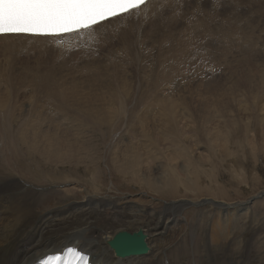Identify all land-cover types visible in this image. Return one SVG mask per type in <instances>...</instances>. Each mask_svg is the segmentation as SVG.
I'll use <instances>...</instances> for the list:
<instances>
[{
  "label": "rangeland",
  "instance_id": "374dc122",
  "mask_svg": "<svg viewBox=\"0 0 264 264\" xmlns=\"http://www.w3.org/2000/svg\"><path fill=\"white\" fill-rule=\"evenodd\" d=\"M258 1L259 6L250 11L236 12L230 7L209 8L210 11L203 9L207 11V19L214 16L219 21V25L218 22L210 23V29H216L211 30L212 37L215 35L214 42L218 41L216 44L219 47L228 48L226 55L217 52L219 58H223L221 62L225 63L224 71L219 75L212 71L211 67L219 66L212 44L205 49L211 57V64L205 63V57L202 56V60L197 54L198 46L205 47V37L199 32L191 39L193 48L197 49L195 55L187 54L181 58L180 55L184 53H180L172 64L173 73L162 64L161 70L166 80L162 85L154 84L157 89L152 86V95L147 86L152 67L150 62L147 63L152 57L148 46L142 48L144 61L140 62L145 73L136 75L129 73L127 65L118 64L117 68L111 70L109 60L100 54L110 70L102 72L106 78L103 82H99L92 72L79 74L78 67L66 77V83L38 92L34 91L33 86L30 88L28 81H24L27 86L11 89L10 82H13L10 81V74L7 72V77V73L2 75L4 71H1L0 91L3 92L0 94V123L9 125L4 126L6 136L3 138L5 144L1 143L3 149L0 147V172L6 170L15 182L5 186L0 184V187L10 190L16 184L20 189L22 186L33 191L40 189L41 195L46 189L50 190L47 195L40 197L37 207L33 204L35 207L28 217L25 233L30 227H36V222L41 218L53 219L56 215V220H61L62 217L70 216L74 208L86 204L90 208L96 206L103 210L102 214L106 218L110 217V208H114L123 221L135 228L146 222L151 223L155 217H162L172 210L171 218H162L165 234L148 264H223L225 260L238 264H264V0ZM205 2L208 4L209 0ZM164 12L165 15H160L158 19L160 28L150 33L151 37L166 35L161 28L177 30L173 11L168 9ZM181 16L185 17V23L200 20L198 14L195 18L189 11L188 15ZM173 20L175 25H171ZM237 27L242 28L243 38L250 37L241 45L237 42L240 35L229 39ZM144 29L152 31L151 25ZM161 38L162 41L164 38ZM249 43V54L254 50L256 53L248 57L247 50L242 51L240 48ZM193 48H189L188 52ZM71 65L74 64L66 66ZM51 72L57 73L54 70ZM137 86L142 91L137 90ZM172 98L176 107L174 120L167 123L160 116L162 120L159 121V100ZM121 99H125L126 104L130 103L126 108L128 116L119 112L118 103ZM145 102L143 107H137ZM8 104L10 107L5 110ZM9 108L13 109H10L12 113ZM44 115L51 116L46 120ZM27 116L31 120H27ZM7 117L8 121H5ZM28 121H31L30 125ZM158 122H162V127ZM50 128L54 129L52 134ZM50 135L54 138L64 137L66 141L65 149L60 143L50 147L52 151H62L65 155L70 148L67 156L59 157L60 163L57 165L44 162L36 153H39V148L43 149L42 144ZM27 137H32L37 143L36 152L29 148ZM112 138L114 142H111ZM17 166L22 167L21 171ZM21 176L24 177L21 179ZM237 209L242 210L238 211L241 213L236 212ZM103 220L102 216L98 226ZM29 233L34 238L39 234L37 230ZM215 237L219 242L213 246ZM153 243L155 241L150 243L151 247H155L156 243ZM166 251L181 256L182 261L170 258Z\"/></svg>",
  "mask_w": 264,
  "mask_h": 264
},
{
  "label": "bare ground",
  "instance_id": "6f19581e",
  "mask_svg": "<svg viewBox=\"0 0 264 264\" xmlns=\"http://www.w3.org/2000/svg\"><path fill=\"white\" fill-rule=\"evenodd\" d=\"M257 2H259V1L258 0H248V1H240V0H211L210 1L209 0V3L206 4L205 0H160V2L155 4V0H153L148 4V8L142 12V14L140 15L139 18L135 19L132 16L128 20L123 21L122 23L118 22L108 29L95 31V36L93 37L94 41H92V39H90V38L86 39L83 37H78V38H73V39H64V40L62 39V40H59L61 42L56 43V42H48L47 39L32 38L30 36H23V37L3 36V37H0V68H1L0 74H1V71H4L2 73V75H5L7 72L10 74L9 78H11V80L10 79L9 80L13 82V83L10 82L11 89L12 88L20 89L24 86H27L26 85L27 83L24 81H28V83L30 82V88L33 86L32 88H34V91H38V92L45 90V89H48L50 87H56L59 84L66 83V81H67L66 77L68 75H70L71 72L74 69H77L78 67H80L79 74H80V72H81V74H82V72H84L86 74L92 72L93 74H95L98 77L99 82H103L106 79L103 77L102 72L110 71L108 69V66L111 67V70H113V68H117L118 64L127 65L129 73L132 72L134 75H136L139 73H145V69L143 68V66L140 65V62L143 60V53L142 52L144 50H142V48L146 47V42H147L150 49L152 51L156 52L154 55L152 54V57L147 61V63L150 62L152 64L151 72L149 74L151 78L149 81H147V86L149 85V87H150V88L148 87V89L151 90L150 95H152V91H154L152 86H155V88L157 89L158 87H156V85H154V84H157V86H158V84L162 85L163 81L166 80L165 73L161 70L163 67L162 64L164 65L165 69L169 70L170 73H173L172 64L174 63L175 60H177V56H179L180 53H184V54L180 55L181 58L186 56L187 54L195 55V53H196L195 50H197V49L193 48V43H191L190 41L193 38V36L195 34L197 35V33H199V32L205 37V41H204L205 47H203L202 45L198 46L199 48L197 50V54L200 56L201 59H202V56L205 57V63H208L210 61L211 57L209 55H207V53L205 51V49L208 46H210L212 42H214L213 37L215 35L212 37V34H211L212 29H210V23L212 24V23L218 22L217 25H219V21H217L214 18V16H213V18L207 19L206 15H205L207 11L203 10V9L208 10L209 8L207 6H209L211 4V6L213 7L212 8L213 10L217 9V8L226 9V8L230 7L236 12L250 11L253 8H257L259 6V4ZM188 6H198L199 8H201L200 9L201 12L199 15L200 20H198V22H196V21L193 22L191 20V22L189 24L186 23V25L184 27L180 26V30L177 33H174L176 31L174 29H171L170 27H168L167 29L161 28V30L163 32H166V35L156 34L149 40H145V39L142 40V33L143 32L141 29H138V26L146 25L147 23L151 22L152 25L154 26L153 30L156 32L158 30V26L155 25L154 20L158 19V17L161 15V13H162V12H160L161 9H163V11H164L167 7L172 8V10L174 11V15H177V14L178 15H188V11H189L191 14H193L195 16L199 12L198 7H194V9L191 10V9H189ZM209 11H208V13H209ZM211 13H212V11H211ZM164 15H165V13H163V16ZM191 17H193V16H191ZM196 17L197 16H195V18ZM183 18H185V17H183ZM235 20H237V19H235ZM240 24H241V22H240ZM171 25H175V24L171 23ZM232 26H233V24H232ZM215 30H212V31H215ZM241 30H242V28L239 29V27H237V29L235 28V32H233L231 30L233 32V34H232V36L229 37V39H235L237 36L240 35V37L237 39V42H239L240 45L242 42H247L248 40H250V37H248V36L244 37V38L242 37ZM243 30H245V28ZM251 32H252V29H251ZM214 34H216V33H214ZM218 34H216V35H218ZM222 34H224V33H222ZM160 37H162L164 39L161 41ZM186 37H190V38L188 40H186ZM172 39L174 41H172ZM221 42L222 41H219V43H221ZM215 43H218V41ZM249 46H250V43L246 44L245 46H242L240 48L242 51L247 50L246 52L248 53V57L250 55H255V53H256V50H254L253 52H251L249 54L248 51H250V49H251ZM189 48H193V49L188 52ZM220 48H221L220 49L221 51L217 50V52L221 53V55H226L228 52V48L225 46H222ZM106 52L108 54H106ZM103 53H105V54H103ZM146 53H147V51H146ZM100 54H102L104 56L103 57L104 59L109 60V64H111V66L109 64H108V66H106L107 63H103L105 60H102L100 58V56H101ZM216 59H218V57ZM209 63L211 64L212 62H209ZM68 64H74V65L66 66ZM5 69H8V70L6 71ZM122 69H125V68H122ZM50 70H54L57 72V73H55L56 74L55 77L53 76L55 74H53L52 72L51 73L53 75L51 76ZM61 70L66 71V72H63ZM8 73H7V77H8ZM82 75H85V74H82ZM248 76H250V74ZM3 77H2V79H4ZM7 77L5 76V79ZM214 78H216V77H214ZM182 79H185V78H182ZM9 80H7V81L9 82ZM242 84H244V83H242ZM28 86H29V84H28ZM135 88L139 91H142V88L139 86H137ZM126 91H128V89ZM247 91H249V90H247ZM0 92H1L0 94H2L3 91H0ZM11 93H12V91H11ZM253 94H254V92H253ZM3 95H4V93H3ZM1 97H3V96L1 95ZM9 97H10V94H9ZM9 97H7V99ZM11 99H13V98H11ZM91 100H93V99H91ZM159 101H160L159 105L161 106V109L159 110V112H157L158 113L157 116H159V118H160V116L161 117L163 116V119H166L168 121L167 123H170L171 121L174 120V115L176 113V107L174 105V99L172 98V99H167V100H163V101L159 100ZM252 102H254V101H252ZM9 103H10V101H9ZM146 103L147 102L140 104V105H137V107L138 108H140V106L143 107L144 105H146ZM12 104H13V102H12ZM118 104L120 105V107H119L120 108V110H119L120 114H124V115L128 116L129 112L126 108L128 105H130V103L126 104V100L121 99V101ZM9 105L10 104L7 105V108L5 110H8ZM0 107H1V105H0ZM29 107H30V105H29ZM64 107H66V106L64 105ZM31 108L33 109L32 106H31ZM61 108L62 107H60V109ZM10 109H12V108H9V111H10ZM57 109H59V107ZM66 109H68V108L66 107ZM253 109H255V108L253 107ZM63 110H65V109H63ZM135 110H136V108H135ZM33 111L34 110H32L30 112V114H32ZM136 112H137V110H136ZM136 112H134V113H136ZM27 113H26V115H27ZM142 113H144V112H142ZM0 114H1V112H0ZM30 114H29V116H30ZM4 115L7 116L6 113H4ZM51 115H49V117ZM44 116L46 117V115H44ZM157 116H155V117H157ZM10 117H11V115H10ZM31 117H32V115H31ZM49 117H46V120H48ZM155 117H154V119H155ZM8 118L9 117H7V120H5V121H8ZM65 118H66V116H65ZM144 118H145V116H144ZM29 119L30 118L28 117L27 120H29ZM37 119H39V118H37ZM56 119H55V122H56ZM43 120H44V122L46 121L45 119H43ZM156 120H158V118ZM161 120L162 119L160 118L159 121H161ZM166 120H165V122H166ZM5 121L3 120V122H5ZM59 121H60V119H59ZM30 122H29V124L28 123L27 124L30 125ZM50 122L51 121H49L48 123L54 124V120L52 121V123H50ZM25 123H26V119H25ZM35 123H36V120H35ZM37 123H39V122H37ZM160 123H162V122H160ZM165 124H163V125L165 126ZM40 125H41V123H40ZM171 125H173V124L171 123ZM4 126H6V124L0 123V139H1L0 147L3 145V143L5 144V142H3V140H4L3 138L6 136L4 134ZM10 126H11V124H10ZM34 126L32 128H34ZM6 127H5V129H7ZM36 127H35V129L38 130ZM40 127H38V128H40ZM156 127L158 128L157 124H156ZM160 127H162L161 124H160ZM47 128L48 127H46L45 129H47ZM50 129L52 130V128H50ZM1 130L3 131V133H1ZM23 131H25V130H23ZM53 131H54V129L51 131V134ZM16 132L19 133V131H16ZM10 133L12 134L11 131H10ZM28 133L29 132H27V135H28ZM41 134H40V136H41ZM42 135H44V132ZM60 135H62V134H60ZM14 137H13V139H14ZM36 137L38 138L39 135ZM49 137L50 138L49 139L47 138L45 143L41 140L44 143V144H42V142H41L42 146L44 145V147H43V149L39 148V150H38L39 153L36 152L37 143L35 141H33L32 137L31 138L27 137L28 140L27 139L26 140L28 141L27 143H29V148L31 149V151L36 152L39 155V157L41 158V160H43L44 162L50 163L51 165L52 164L57 165L60 163L59 157L60 156H63V157L67 156L68 153L70 152V150H69L70 148L67 149V153L65 155H63L62 151H59V150H58L59 152H56L54 150L52 151L50 149V147H52V148L56 147L57 146L56 144H60V143L62 144L63 149H65V142L66 141L64 142V137L61 138L60 136H58L60 138H57V137L54 138L51 135ZM10 138H11V136H10ZM39 139H41V138L39 137ZM6 140H7V138H6ZM17 140H16V142H17ZM9 141H10V144H12V138ZM111 142H114L113 138L111 139ZM1 143H2V145H1ZM22 143H23V141H22ZM24 146H25V144H24ZM39 146H41V145H39ZM113 146H114V143H113ZM3 147L4 146H2V149H3ZM10 149H8V150H10ZM25 149H26V146H25ZM140 149H142V148H140ZM6 150L7 149H5V151ZM117 153H119V152H117ZM141 153H142V151H141ZM125 158H127V157H125ZM144 158H146V157H144ZM63 161H61V162L64 163ZM1 162H3V160ZM23 162H24V160H23ZM29 163H30V161H29ZM3 164H4V162H3ZM17 167L19 170H20V168H22V167L19 168V166H17ZM187 170H188V168H187ZM13 172H14V170H13ZM19 173H22V172H19ZM24 173L25 172H23V174ZM25 174L27 175V173H25ZM9 175H10V173H9ZM23 177L21 176V179ZM27 178H29V176ZM32 178H34V177H32ZM170 181H171V179H170ZM14 182H15L14 177H12V176L9 177L6 170L3 169L2 172H0V184L1 185L5 186L9 183H14ZM191 185H193V184H191ZM18 186H20V185H18ZM38 188H40V187H38ZM7 189L5 187L4 188L0 187V264H36V262L40 258H42L46 255H49V254L60 253L64 248L71 247V246L79 249V251L86 253L90 257V263L91 264H148V262H150V259L153 257V253H154L155 249H158V247H157L158 243H160L162 236L165 234L164 230H166V227L164 228L165 225L162 221V218H164V216H168L171 218V216H172V213H171L172 210H170L169 212L167 211L168 213L163 215L162 217H160V216L157 218L155 217L154 218L155 220L153 219V222H151L152 224L150 222H146L145 224L135 228L134 226L127 224V222L123 221L119 217L120 215L117 213V211L114 210V208H110V211L108 212V215L110 217L106 218L102 214L103 210L101 211L96 206L90 208V207H88V204H86V205L81 206L79 208H74L73 210H71V213L68 210L71 215L67 216V217H62L63 219H61V220L60 219L56 220V215L54 216L53 219L41 218L40 220H38V222H36V225H37L36 227H30L28 229V231L25 233V230L28 228L27 224H29L28 223V217H30V214L33 211V208L35 206L36 207L38 206L37 203H39L40 197L47 195L50 192V190L46 189V191L43 192V194L41 195L40 191H39L40 189L37 191L36 190L33 191L29 188L25 189V187L23 188V186L20 189V187L19 188L16 187V184H15L14 188H12L10 190H7ZM27 190H29V191H27ZM177 190H178V188H177ZM33 204H35V206ZM174 206H175V204H174ZM179 210H180V208H179ZM238 211H242V210L237 209L236 212H238ZM238 213H241V212H238ZM102 216L104 217V220L102 221V224L101 225L99 224V226H98V223L101 222V220H102ZM53 220H55L56 222H52ZM217 226H219V225H217ZM25 227H27V228L25 229ZM223 227H224V225H223ZM223 229L221 231H223ZM33 230H37L39 233L37 235V237H35V238L31 235V233H29L30 231H33ZM214 231H216V230H214ZM225 234L226 233H224L223 235L225 236ZM169 235H171V234H169ZM132 236L134 238H136L137 240H139L142 236L145 237L144 244H146L147 253L145 255H142V256H133V257H121V256L117 255V253H116V251L112 245L113 240H115L117 237H122V239L124 241H127L128 238H130ZM213 239H214V245L213 246H215V244H217L219 242V239L216 237ZM153 241H155V243H156L155 247L154 246L151 247V245H150V243ZM202 242H204V241H202ZM155 243H153V245ZM208 243H210V242H208ZM111 246H112V248H111ZM230 248H232V247H230ZM243 248H245V247H243ZM92 251L94 252L95 256H94ZM172 251H173V249H172ZM225 251H227V250H225ZM211 252H213V251H211ZM165 253L168 256H170V258H172V259H176L179 261H182V259H183L179 255L171 254L169 251H166ZM198 254L200 255V253H198ZM226 254H229V253L227 252ZM260 255H263V254H260ZM260 255H258V256L260 257ZM231 256H233V255H231ZM240 257H242V256L240 255ZM232 259L238 260V258H236V257H232ZM262 259H263V257H262ZM201 262H202V260H201ZM209 264H210V262H209ZM223 264H238V262L230 263L227 260H225Z\"/></svg>",
  "mask_w": 264,
  "mask_h": 264
},
{
  "label": "snow or ice",
  "instance_id": "6c2138e0",
  "mask_svg": "<svg viewBox=\"0 0 264 264\" xmlns=\"http://www.w3.org/2000/svg\"><path fill=\"white\" fill-rule=\"evenodd\" d=\"M146 0H0V37H56L95 31L117 17L139 15ZM81 259H84L81 257Z\"/></svg>",
  "mask_w": 264,
  "mask_h": 264
},
{
  "label": "water",
  "instance_id": "95a60500",
  "mask_svg": "<svg viewBox=\"0 0 264 264\" xmlns=\"http://www.w3.org/2000/svg\"><path fill=\"white\" fill-rule=\"evenodd\" d=\"M144 239V236H142L139 240L132 236L128 238L127 241H124L122 237H117L115 240H113L112 245L117 255L121 257L141 256L147 252Z\"/></svg>",
  "mask_w": 264,
  "mask_h": 264
}]
</instances>
